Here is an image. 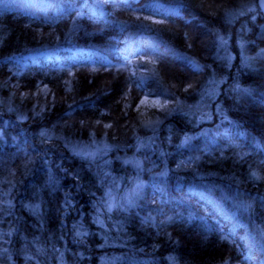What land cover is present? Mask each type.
<instances>
[{
    "label": "trees",
    "instance_id": "16d2710c",
    "mask_svg": "<svg viewBox=\"0 0 264 264\" xmlns=\"http://www.w3.org/2000/svg\"><path fill=\"white\" fill-rule=\"evenodd\" d=\"M46 1L51 5L47 13L0 7V264H56L54 249L66 248L72 240L78 242L76 262L90 264V259L101 256L99 245L107 241L102 253L113 248L111 239L126 246L142 242L163 245L158 254L179 264L180 258L188 264H225L224 243L229 244L227 237L234 234L231 221L218 211L222 203L208 202L198 191L212 190L213 180H223L201 178L195 171L209 174L216 169L230 176L237 172L244 189L256 190L264 198V86L259 84L264 83V47H247L243 52L233 47L226 56L233 58L232 63L206 67L211 42L205 35L214 31L209 24L216 20L227 26L225 14L233 10L235 0H193L177 6L166 0ZM250 1L251 8L238 19L245 36V40L238 39L242 45L264 37L257 25L264 21L261 5ZM100 3L103 9L98 8ZM226 5L228 9H224ZM202 14L205 16L198 19ZM135 42L139 43L136 51L132 48ZM171 46H181L185 58L173 56ZM198 50L202 56L194 57ZM245 55L258 56L262 65L250 71L260 77L250 83L254 104L238 112L223 102L230 87L229 77L223 73H227L224 69L241 70L237 64ZM82 57L88 61L82 63ZM56 66L62 72L51 69ZM248 73L243 75L250 81ZM214 75L224 80L219 92ZM206 84L213 91L204 98L209 111L202 117L206 127L212 128L214 122L220 125L202 136L204 129L196 133L190 127L200 115L188 108L203 100ZM122 85L129 92L125 99ZM52 88L57 91L50 92ZM119 95L126 104L121 111L116 102ZM145 95L166 103L175 100L169 115L174 113L165 116L159 107L145 113L132 110ZM180 106L188 110L179 111ZM115 112H119V123L129 114L127 123L113 120ZM84 117L114 121L115 130L99 126L103 131L89 132ZM160 119L162 124L151 132H135L140 121L144 126L148 120ZM179 139L178 150L173 152L174 141ZM105 143L109 155L103 151L86 155L73 148L93 149ZM37 146L41 155L36 154ZM126 157L140 159L146 166V198L132 210L110 205L109 190L91 188L94 183L89 180L106 181L109 170L114 169L122 176L116 191L120 194L135 175L124 162ZM39 159L46 161L45 172L30 175ZM230 162L238 165L237 171L229 169ZM117 163H124L127 171ZM176 170L183 174L179 182L172 181ZM80 177L86 179L81 188L84 192L74 188L63 210L48 205L54 182L73 188ZM28 185L34 187L32 195H42L44 203L37 204L30 197ZM248 199L254 205L247 216L239 218L254 225L252 215H258L264 203L257 193H249ZM215 214L221 222H212ZM131 216H141L146 223L126 232L123 220ZM27 230L28 238L23 239ZM165 233L171 237L165 238ZM257 235L262 238L259 232ZM262 251L261 247V257ZM235 261L250 264L244 255ZM260 264H264L262 259Z\"/></svg>",
    "mask_w": 264,
    "mask_h": 264
},
{
    "label": "bare ground",
    "instance_id": "6f19581e",
    "mask_svg": "<svg viewBox=\"0 0 264 264\" xmlns=\"http://www.w3.org/2000/svg\"><path fill=\"white\" fill-rule=\"evenodd\" d=\"M39 3H46V6H48L47 9H42V8H35L32 6H27L22 2L19 4L17 7L10 6V5H5V7L13 8V9H19L22 8L24 10H31L33 12H40V13H47L48 10H50L51 5L48 1L46 0H37ZM168 3L172 6H177L180 4L184 3H193V0H166ZM253 1V0H252ZM259 3L261 0H256ZM235 10L239 11L238 13L247 11L251 8L252 2L246 1V0H235L233 3ZM4 6V5H2ZM103 9L104 6L100 3L99 7ZM229 6L226 5L224 6V9H228ZM260 11L264 16V8L263 6L260 7ZM227 15V12L226 14ZM205 15L202 14L201 16L198 17V19H202ZM227 18V17H226ZM240 17H236L235 19H230L228 18L229 22L227 26H222L219 21L213 23L214 26V31L213 34L210 35H205V37L208 39L210 43V48L207 51L208 52V57L207 53L206 55V67L209 69L217 68L222 62H230L232 63L231 57H226L224 56V52L222 51L220 47L221 43V38H227L228 40L230 38H235V40H230L229 42L231 45H229V50L236 48L237 51L243 52L247 47H264V37L261 38L260 41L254 40L252 42H248L244 45L240 44L238 39H243L245 40V36L241 33L242 30V23L241 21H238ZM205 21L207 24L209 22L207 21V18L205 17ZM210 25V24H209ZM258 26L261 27V29L264 31V21H261V25L257 24ZM256 33H257V26H256ZM183 48L181 46H177V48L171 46V51L172 55L177 57L178 59H184L185 56L181 54V51ZM193 52V51H192ZM195 55L194 57H201L202 56V51H194L193 52ZM226 57V58H225ZM88 59L81 58L82 63H86ZM232 61V62H231ZM92 63V62H91ZM93 64V63H92ZM122 63L118 64L117 66H121ZM240 69H236L235 72L233 73L232 70H225L227 73H223L224 75H227L229 78V83L230 87L228 90H226L223 94V102L224 104L229 107L232 110L238 111L239 109H244L247 107V104L253 105L254 101L249 95V92L252 89L251 82L257 78H260L257 73L250 72L253 69L258 70L260 69V66L262 65V61L258 56L256 57H251L249 55H245L242 57V59L238 62L237 64ZM51 69L57 70V72H62V68L59 66L53 67ZM49 69V70H51ZM249 72V80L245 79L243 73ZM236 75L237 77H235ZM243 75V76H242ZM214 81H215V86L218 89L221 88L222 83H223V78L221 79L220 76L214 75ZM261 86H264V83H259ZM191 89L186 91L189 93ZM194 92V91H193ZM197 91H195L196 93ZM144 97H147L145 95ZM202 100H200L193 108H188L191 112L197 113L198 115L200 114V111L198 110V105L201 104ZM183 106H180L179 111L182 110H188L184 109ZM116 112L114 113V115ZM224 117L220 118V120H223ZM163 120L160 119L158 122L157 120H148L147 122H144V126H142V121H140L139 126L135 128V132L138 133H148L151 132L150 130H154L158 128L162 124ZM220 125V123H212L211 127H206V119L200 115V118L197 120V123L195 121H192L190 123L191 128H196L195 132L202 131V136H208L210 133H213V128H217ZM94 127L87 126V131L89 132H94ZM181 141L175 142L174 145L175 148L173 149V152H176L178 150V143ZM187 142H190V140H187ZM100 145V144H99ZM106 145V143H105ZM104 146V144H103ZM98 149L96 153H100L103 151L104 154L109 155L111 151L106 147ZM74 149H77V147H74ZM97 148V146L95 147ZM103 149V150H102ZM95 153V154H96ZM36 154L41 155V148L37 146L36 148ZM94 155V154H93ZM124 162L126 164H129L131 167L132 171L134 172V177L128 182H126V185L124 187V191L118 194L116 191L118 190L117 184L120 181L121 177L117 176V173L114 171V169L109 170L108 175H107V180L102 181L99 179H95L91 177L89 180H91L94 185L91 188L94 189H101L103 191L109 190L108 192V200L110 201V205H115V206H120L124 210H132L136 208L141 202H143L144 198H146V192L148 188V184L143 180V171L145 169V164L142 160L131 157L124 159ZM226 165V164H225ZM117 166L121 168L124 172L127 171V166L124 163H117ZM229 169L232 170V172L237 171L235 170V167L238 165L234 162L228 163ZM46 170V161L45 159H39L36 161L35 164L32 165L30 175H37L40 173L45 172ZM219 170L215 169V173H209V174H204L201 173L200 171H195V173L200 176L201 178L208 179L210 177L218 176L222 181H216L212 185H214V189L209 190V189H201L198 188V191L201 192L200 196L203 197V199L207 200L208 202L211 203H222L223 205L218 207V211L222 214V216L228 220L231 221V228L233 231V235H230L227 237V241L229 244L224 243L226 246V249H224V252L227 253L228 255L227 260L224 262L225 264H238L237 259L238 255H244L248 259L250 264H260V261H264V234L262 233L263 230V225L262 222H264V217L260 219L258 216H264V207H261L258 209L257 214L258 215H252V221L254 222V225H252L250 222L244 221L243 219H240L239 216H244L248 215L249 211L252 209L254 202L252 199H248L249 193L250 194H256L259 197V200L261 203H264V198L259 194V192H256V190L253 189H244V184L242 181V177L238 175V173H234L232 176L227 174L226 171L222 172H217ZM123 172V173H124ZM162 174V171H161ZM88 175V174H86ZM183 174L181 173V170H176L174 171L172 175V181L173 182H179L182 180ZM141 180L144 183V192L139 196L140 200L136 203L134 206H130L124 202V193L131 189L133 184L137 180ZM83 177L77 178L76 182L72 186L69 184L66 185H60L57 182H54L52 184V193L51 195L47 198V203L50 206L57 205L59 210H63L66 201L69 199L72 190L74 188H77L79 191L84 192L82 187L85 186V181ZM34 185V184H33ZM28 185L26 191L30 195V197H35V202L37 204L39 203H44V200L42 199V195H32L34 193V187ZM235 189V190H230ZM215 191H218V195L215 194ZM80 192V193H81ZM206 192V193H204ZM120 195H122L120 197ZM221 198L225 199L223 201ZM226 207H233L236 211H230ZM137 217V218H136ZM136 217H125L123 220V226L125 227L126 232L129 230H132L136 228L137 226L143 225L146 223V219L142 218L141 216H136ZM212 222L219 223L221 222V217L217 214H215L212 217ZM74 228L77 229V231H82L80 227H78L76 224H73ZM34 229V228H33ZM259 232L260 236L262 238H258L257 233ZM29 234V230H27L24 234L21 236L23 239H27ZM79 236H81V233H78ZM171 237L169 234L164 235L165 238ZM261 239V240H260ZM155 242V241H154ZM166 244L170 245L171 242L169 240H165ZM107 243L104 242L103 244L99 245L98 247V252L100 253L101 256H97L95 258L90 259L91 263L90 264H104L105 260L112 264H167L168 261H170L171 264H179L175 259H165V255L160 256L158 254L157 249L162 246H157L156 244L153 243V246L149 245V242H142L139 245L136 246H126L120 243L117 239H111L109 240V243L113 246L112 249H105L104 253H102L101 248ZM156 243V242H155ZM231 243V244H230ZM78 245V242L76 240H72L67 243L66 248L64 247H58L57 249H54V257L53 260L56 262V264H78L76 262V256H75V250ZM261 247L263 248V255L261 257ZM76 258V259H75ZM180 264H188L185 263L182 258H180Z\"/></svg>",
    "mask_w": 264,
    "mask_h": 264
},
{
    "label": "rangeland",
    "instance_id": "374dc122",
    "mask_svg": "<svg viewBox=\"0 0 264 264\" xmlns=\"http://www.w3.org/2000/svg\"><path fill=\"white\" fill-rule=\"evenodd\" d=\"M22 2H24V4L27 5V6H32V7H35V8H42V9H47L48 8V6H46V3H39L37 0H0V7L2 5H10V6L17 7ZM238 12L239 11H237L235 9L230 10L227 13V18H229V20L230 19H235L236 17L242 16L247 11H244V12H241V13H238ZM215 22H217V21L213 20L210 23L211 29L214 28L215 25L213 23H215ZM221 40L222 41H221V43L219 45H220L222 51L224 52V56H228L230 54L229 40L227 38H221ZM132 48L136 51L139 48V43L135 42V44L132 46ZM126 60H127V58L124 59V61H126ZM122 89H123V92H125L122 95L123 99H125L126 94L129 93V92L127 90H125V87L123 85H122ZM49 90H50V92H54L55 90L57 91V89H55V88H52V89H49ZM212 91H213L212 85L206 84V85H204L202 87V96L200 98H203V100H202L201 104L198 105V110L200 111L199 115H201V116H203V114H205V113H208V111H209V106H208L209 104L204 102V98H207L208 93H210V92L212 93ZM189 96L192 97V94H189ZM119 97H120V95L118 96L116 102L120 105V111H121L124 108L123 105H126V104L123 102V99H120ZM175 103H176L175 100L174 101H167V103H166V102H164L163 100H161L159 98L156 99V100H152L150 97L147 96V97H143L141 104H139V107L133 106L132 110L145 113V112L148 111V108L159 107L160 110L163 111L165 116H170V115H172L174 113V112H172L169 115V113L172 110L175 109ZM169 104L171 105L170 108H168ZM164 109H166V111ZM118 114H119V112H117L115 114L116 117H112V118H114L113 120L117 121V123H119L118 122V117H117ZM124 115H125V118H123L122 122L119 123V124H126L127 123L129 114L128 115L124 114ZM87 117H89V116H87ZM87 117H84V123L90 125L91 127H94L95 129H98L99 131H103V130H101L99 128V126H102L103 128H105V130H112L111 128H114V130H115L114 121L100 122V121H97L96 119L93 120L92 118H87ZM130 131H131V129L129 130V132ZM95 146H97V148L90 149V148H85V147H77V149H75V150L77 152H81V153L86 154V155H93V154H95L98 151L99 148H101L103 146V144H100V145L97 144ZM104 147H106V145H104L103 148ZM142 192H144V183L141 180L138 179L133 184L131 189L127 190L124 193V199L123 200H124V202L126 204H128L130 206H134L140 200L139 196L142 194ZM113 206H115V205H113Z\"/></svg>",
    "mask_w": 264,
    "mask_h": 264
},
{
    "label": "snow or ice",
    "instance_id": "6c2138e0",
    "mask_svg": "<svg viewBox=\"0 0 264 264\" xmlns=\"http://www.w3.org/2000/svg\"><path fill=\"white\" fill-rule=\"evenodd\" d=\"M261 3L264 4V0H261Z\"/></svg>",
    "mask_w": 264,
    "mask_h": 264
},
{
    "label": "water",
    "instance_id": "95a60500",
    "mask_svg": "<svg viewBox=\"0 0 264 264\" xmlns=\"http://www.w3.org/2000/svg\"><path fill=\"white\" fill-rule=\"evenodd\" d=\"M260 3H261V2H260ZM261 5H262V6H263V8H264V4H262V3H261Z\"/></svg>",
    "mask_w": 264,
    "mask_h": 264
}]
</instances>
